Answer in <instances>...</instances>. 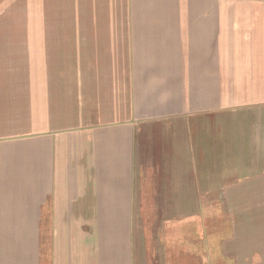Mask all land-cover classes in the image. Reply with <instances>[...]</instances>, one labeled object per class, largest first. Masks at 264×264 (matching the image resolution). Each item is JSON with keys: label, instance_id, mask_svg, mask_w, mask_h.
<instances>
[{"label": "crops", "instance_id": "crops-1", "mask_svg": "<svg viewBox=\"0 0 264 264\" xmlns=\"http://www.w3.org/2000/svg\"><path fill=\"white\" fill-rule=\"evenodd\" d=\"M144 185L163 264H264V0H0V264H138Z\"/></svg>", "mask_w": 264, "mask_h": 264}, {"label": "rangeland", "instance_id": "rangeland-1", "mask_svg": "<svg viewBox=\"0 0 264 264\" xmlns=\"http://www.w3.org/2000/svg\"><path fill=\"white\" fill-rule=\"evenodd\" d=\"M68 16L67 11H43V18H44V35H57L60 34L61 30H64L62 27H57V24L55 23L58 19H66ZM17 16L16 12H12V18H15ZM45 17H47L49 20L54 21L53 24H50L49 26H46L45 24ZM66 22V21H65ZM46 54L44 53V56ZM46 65V62L44 60V64ZM33 93L34 88L32 90H28L27 92V101L30 100V104L33 105ZM32 98V99H31ZM30 117L28 116L27 119ZM31 122H28V125L30 128H33V118L31 117ZM23 125V123L21 124ZM162 138L160 137L158 141H161ZM181 138L179 139L176 137L174 140H172L171 144L169 145L168 142L166 143H160L157 142V145L153 146L154 151H156L155 157L157 158L158 164H161V162L167 161V163L170 165L173 163L175 166L177 165L176 161L180 159L181 164L184 162L188 166V161L185 159V154H181V156L178 154L179 146ZM142 145H144L142 141ZM147 145V143H145ZM183 151V148H181V152ZM169 154H171L176 161L171 160L169 158ZM187 155V154H186ZM161 161V162H160ZM141 179H146V177H141ZM148 180H151L150 175L148 174ZM164 187L158 186V192L161 191ZM189 188V192H190ZM143 194L145 196V201L140 204L142 205L141 211H140V218L138 220H135V224L137 227V230L134 231L133 241H134V258L137 259L138 264H163V248L164 245L168 244H177L179 242H186V244L193 245L197 239V236L195 234V224H194V218H191L193 220L192 223L187 222L188 224L185 226L184 224L180 225V219L178 217L184 218L185 214H194L196 211L195 204L194 203H183V204H171L169 206V210L171 212L170 218H165L162 211H165L164 203L161 202H154L151 203V186L144 185L142 187ZM191 193V192H190ZM200 205V204H198ZM204 206L203 211L206 212L208 210L212 209V205L209 201L201 204ZM181 213V214H180ZM168 213H165V215ZM162 217V218H161ZM164 217V218H163ZM220 227L225 226V220H220L219 223ZM186 228L188 230H186ZM187 231V234H186ZM175 250V254L178 252L176 248H173L172 245L169 247V252H172V250Z\"/></svg>", "mask_w": 264, "mask_h": 264}]
</instances>
